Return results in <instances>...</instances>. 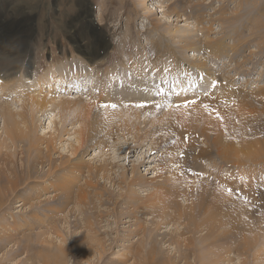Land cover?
Instances as JSON below:
<instances>
[{
    "label": "rangeland",
    "instance_id": "374dc122",
    "mask_svg": "<svg viewBox=\"0 0 264 264\" xmlns=\"http://www.w3.org/2000/svg\"><path fill=\"white\" fill-rule=\"evenodd\" d=\"M25 1L0 0V58H13V49L9 43L1 40V37L10 28L16 16L20 15L22 21L12 28L17 32L26 33L24 36L32 41L28 56L17 64L28 65L29 61L32 62V75L28 78L29 82L24 90L27 96H23L21 88L18 94H9V101H13L18 95L19 99L53 95L57 96L56 102L83 97L84 94L79 91L57 88L56 83L57 78L63 79L59 71L64 72V78L71 74V71H63V67L68 62L73 66L72 59L78 53L75 51L78 47L71 40L74 31L70 29L76 24V31L81 34L77 35L81 36V44L85 47L78 49L82 56L77 58L82 62L90 57L89 53L98 51L101 46L104 48L98 52L104 59L100 60V69H115L116 81L119 83H122V76L133 77L134 83L130 91L133 87H141V80L148 79V84L152 80L157 93L152 95L154 98L144 99V104L154 105L160 102L166 110L171 106L173 108V104L180 105L177 99L179 96L174 94V89L181 80L180 77L177 79L172 76L182 66L191 73L194 80L193 86L183 92L192 94L191 99L204 96L208 97L204 100L206 102L199 101L207 103L213 95L218 96L221 93L218 91V82L214 81L213 87V82L204 75L206 69L202 68V71L197 66L199 63L206 64L208 69L217 73L220 83L227 82L234 87L238 95L235 103L238 106L240 104L241 111L236 114L222 112L220 115L212 109L209 123L212 131L219 120L221 129L223 126H230L226 120L241 127L247 125L249 134L246 140L236 133V139L229 134L227 139L224 138V142L228 139L234 140L236 148L242 147L239 142L243 140L250 143L231 155L232 164L224 162L227 154L221 159L213 148V160H216L222 176L219 180L215 179L218 180V191L205 200L204 204L212 208L219 205L222 207L219 203L224 204V192L228 194L229 188L222 183L230 186L231 182L233 192L228 194V197L235 200L234 207L244 212V223L241 226L234 225L231 229L226 228L224 234H229L233 242L219 245L217 241L222 236L215 240L204 239L207 227L202 226L197 231L191 223L187 228L184 220L174 213L171 217L166 215L167 218L163 219L160 206L169 207L171 212H176L178 208L169 196H165L163 201L159 199L158 206L138 211V205L142 201H148L156 191L154 184L147 185L146 188L134 186L130 192V188L122 184L123 176L127 178V183H130L139 171L148 183L161 182V179H154V170L156 166L159 167L160 160L166 161L163 156L160 157L162 151L151 154L150 143L140 145L131 137L123 140L122 133H116V137H112L113 140L108 143V152L97 147L88 152L84 158L83 177L80 176L76 182L79 187L89 180L86 168L88 164L95 170L107 166V176L103 178L104 173L100 172L93 181L99 183L103 195H99V191L97 194L93 192L85 206L78 208L73 200L65 206L66 208H61L65 194H60L53 185L56 178L51 179V175L60 167L62 160L74 159L72 147L77 146V136L74 134L76 127L71 124L73 118L64 124L67 132L63 134L62 140L56 143L55 150L47 152L46 143H43L37 151L33 150L28 155L26 143L16 146L11 144L0 117V264H264V158H259L264 148V97L261 99V95L257 98L260 91H264V0H146L145 6H141V0L137 1L138 4L134 0H88L86 15H83L80 9L81 0H51L52 7L48 9L46 0L36 4L33 2L32 6L27 4L29 1ZM28 9L32 13H29ZM87 15L92 23L89 24L93 26L91 37L85 31L88 23L82 20ZM228 19L231 22H227ZM157 23L160 26L158 29ZM221 39H224V49L228 53L211 55L210 59L209 54L205 56L207 41ZM239 42L242 44L236 53L229 52L230 46L233 47ZM173 48L176 52L175 58L168 60L167 57L164 60L171 66L167 70L166 63L161 61L160 52L167 55ZM93 60H96V57L93 56ZM88 62L90 63L89 60ZM84 63L88 64L86 61ZM134 63L142 68L138 70V67L133 66ZM174 66L177 69L170 75L172 79L167 76L171 79L168 84L167 80H164V74L171 73ZM13 67H8L9 73L16 71ZM87 67L86 65L84 71L90 72V75L94 74ZM74 68L75 73L83 72L80 68L76 69V65ZM2 74L0 72V76ZM49 75H53L55 81L52 78L46 84V80H42L41 86L36 85L40 78L48 80ZM107 76H111L110 73ZM186 81L183 79L184 84ZM221 87L224 89V86ZM81 91H84V88ZM13 92H17V89ZM250 94L254 95L256 100L248 104L244 96ZM114 98L120 100L121 97L114 93ZM129 100V103L133 102V99ZM184 102L185 104L181 103L179 107L189 105L191 101ZM19 106L15 104L12 108L15 112H20ZM101 107L102 104L99 105L100 109ZM225 108L224 104L219 109ZM53 109L55 106L50 105L46 112L37 116L39 137H43L44 131L49 135L53 132V121L59 123L60 119L55 118ZM238 116L242 119L241 122H238ZM255 119H259V122L256 120L254 124ZM252 124L254 125L251 126ZM189 130L188 128L183 131L191 132ZM46 134L44 137L48 138L49 135ZM199 147H207L202 139ZM245 154L252 157L256 155V158L247 163L244 161L248 159ZM191 164L186 169L191 170L193 178L190 176L191 179L183 184V187L187 193L195 189L201 192L204 181L210 179L214 182L217 169L214 164L206 163L195 170L190 168ZM181 166L182 163L176 167L175 172H178L177 168ZM51 170L54 172L50 173ZM59 172L55 176L59 177ZM173 177L172 175L170 178ZM221 187L224 189L220 190ZM131 193L134 202L128 200ZM158 194L160 192L156 191L155 195ZM180 198V204L189 207L196 196L191 197L189 201L185 196ZM228 210L227 213L232 210L235 215L234 208ZM244 237L251 241L248 246L241 245Z\"/></svg>",
    "mask_w": 264,
    "mask_h": 264
},
{
    "label": "bare ground",
    "instance_id": "6f19581e",
    "mask_svg": "<svg viewBox=\"0 0 264 264\" xmlns=\"http://www.w3.org/2000/svg\"><path fill=\"white\" fill-rule=\"evenodd\" d=\"M26 1H29V3L27 4H29L30 6H32L33 2L35 4L42 2V0H26ZM134 1L137 3L138 0H134ZM141 1H143L141 6L147 5L146 0H141ZM45 5L47 6V9L51 8L52 7L51 0H46ZM88 6H89L88 0H81L80 9L83 11V15H86ZM173 10L176 11V9L174 8ZM221 10L223 11V9ZM28 11L29 13H32L30 9H28ZM245 17H247V15H245ZM82 20L88 23L85 26V31L87 35L91 37V30L93 26L90 25L92 24L90 23V17L87 15L83 17ZM197 20L199 21L200 19ZM21 21H22L21 16L20 15L16 16L10 28L1 37V40H3L6 43H9L10 44L9 46L13 49L12 51L13 58L12 59H8L6 57L0 58V63L2 65L0 67V72L3 73L2 76H0V117L1 119H3L4 122L3 127L6 133V137L10 139L11 144L16 146L17 144L20 143L21 144L26 143L28 146L26 150L28 155L31 154L33 150L37 151L40 145H42L43 143H46L45 149L47 150V152H50L51 150H55L56 143L58 141H61L63 134L67 132V129L64 127V124L70 121L71 118H73V122L71 124L73 125V127H76L74 134H76L77 136L76 137L77 146L72 147L73 148L72 155L74 159L71 158L72 160L71 159L62 160L60 163V167L55 170L54 174L51 175L52 176L51 179L56 178L55 183L53 185L57 187L60 194L61 193L65 194V198L63 200L61 208L63 206L64 208H66L65 206L71 204L73 200L75 201L78 208L80 206H85L86 204L89 203V196L92 195L93 192L97 194L99 191V195H103V191L99 189V183L98 182L94 183L93 181L100 172L104 173L103 178H105V175L108 173L107 166L99 167L96 168L95 170L91 164H88L89 166L87 165L86 168H88L87 170L89 177L87 178H89V180L86 181L84 180L85 181L84 184L79 187L76 184V182H78L80 176L84 174V168H85L84 158L88 154V152L92 149L95 150L97 148L103 149L105 152H108L109 151L108 143L111 140H113L112 137L114 135L116 137V133H122L123 140H127L128 137H131L135 140L137 144L140 145L150 143L149 151L151 152V154L154 155V153H157L158 151L159 152L162 151L160 157L163 156V159H165L166 161L164 162L160 160L162 158H159L161 163H159L160 164L159 167L156 166L154 170L156 174L154 179H161V182L158 181L156 183H151V182L148 183L146 177L140 174L139 171L131 179L130 183H127V178L123 176L122 179L124 180L122 181V184L128 186L130 188L129 189L130 192H131V188L134 186H140L146 188L148 187L147 185H153V184H154L153 188L156 189L158 193L160 192V194L155 195L156 194L155 191L151 195L150 199L148 198V201H142L138 205L139 206L137 208L138 211L140 210L144 211V209H148L149 207L158 206L159 199L160 201H163L165 199V196H169L170 198H172L171 200L178 206V208L176 212H171L169 207L160 206L159 208L161 209V214H162L161 217H164L163 219H165L166 215L171 217L172 213H174L175 215H178L180 219L184 220L185 226L187 228L191 226V223L197 231L202 226L207 227V234L204 238L205 240H210V239L215 240L219 236H222L219 238V241L216 240L217 243H219V245H221L222 243L228 244L233 242L231 236L229 234L225 235L224 232L227 231L226 228L228 227L229 229H231L232 227L234 228V225L241 226L244 223L242 220L244 212L234 207L235 200L230 199L228 197V194H226L225 192L224 194L226 195V197L224 196L223 199L224 204L222 205L221 202L219 203L221 204L222 207H220L219 205V207L217 208H212L210 206L205 205L204 201L208 200L212 194L218 191L217 181L222 176V172H220V169L215 163L216 160H213L214 159L213 148H215L217 156H219L221 159L223 158V155L227 154L228 156L225 158L224 162L232 164L233 159L231 158V155L240 151L241 149L244 148L245 145L250 143L248 141H245L249 134V133L247 134L248 132L247 130L248 128L246 129V127H248L247 125L245 127H241L238 126L237 124L230 123V120H226V122L230 124V126L229 125L223 126V129H221L222 125L219 120L217 126H213L215 130L213 131L211 130V126L209 123V117L211 111L213 110L218 111L220 115L222 112L227 114H236L237 111H241L240 104L238 106L235 103V99H237L238 95L234 87L231 86V84H228L227 82L220 83V81H218L219 78L217 77V73L213 72L211 69H208L206 64L201 65L199 63L197 64V66L200 67V70H202V68L206 69L204 75L211 80V83L214 81L218 82L219 84L218 91H220L221 93L219 92L220 95L218 96L213 95V98L211 100L209 99V101L207 100V103H204L206 102L204 100L207 99L208 97L205 98L204 96L203 97L199 96L198 99H191L190 97L192 96V94H189L188 92L183 93L185 92L186 88L193 86L192 83L194 82V80L191 76V73H189L188 70L182 65H181L182 68L178 69V71L176 70L177 69L176 66H174L171 73L165 72L164 80H167L166 83L169 84V81L172 79V77H175L177 79L180 77L179 79L181 80V82H179L177 87L174 89L175 92L174 94L179 96L177 99L180 105L181 103L185 104L184 100L187 101V103L191 101L190 104L189 105L186 104L182 108L177 107L173 104V108L171 106V108L168 110H166L165 109L166 107L162 106L160 102L159 103L154 102L155 103L154 105L144 104V99H147L148 97L152 98L153 97L152 95L155 96V94L157 93V92L155 93V87L152 84V80L149 81V84H148V79L141 80V83L139 81L141 87L140 86L133 87V90L130 91V87L134 83L133 77L131 78L130 76H122L120 78V80H122V83H119L118 81H116L115 69H114L115 72L112 71L111 69H106V70L100 69V67L102 66L100 60L104 59V57L98 52L100 51V49L104 48L101 46L99 47L98 51L95 50L98 53L93 51L92 54L89 53L90 55L89 58L84 59V62L86 61V63L88 64L82 62L80 58L79 59L77 58L82 56L80 50L78 49L85 47L81 44L80 41L81 36L77 35L80 33L76 31L77 30L76 28L77 24H76L73 25V27H71L70 29L74 31L72 33L71 40L73 44H75V46L78 47V49H75V51L78 53L75 56V58L73 57L71 63L76 65V69L80 68L83 72L78 71V73L77 72L75 73L74 65L72 66V64L68 62L66 66L63 67V71L65 70L71 71L70 76L64 78L65 76L64 72L59 71L60 73L59 72L58 73L62 74L61 76L63 77V79L61 78L58 80L57 78L56 83H57V88L61 87L62 90H64L63 88H70V91L72 90L79 91L80 94H84L83 97L73 100L67 99V100H61L60 102H56L57 96H53V95L46 97H39V96L28 97L27 99H19L20 95H18L15 99H12L13 101H9V97H10L9 94L11 93L18 94L19 93L18 90L21 88H23L22 91L23 96H27V93L24 92V90L27 86V83L29 82L28 78H30L32 75L31 73L32 71H30V68L32 67V62L29 61L28 65L27 64L17 65L20 61H23V59L28 56L30 50L29 48H31V43H32L31 40L27 39L24 36L26 33H23L21 31L17 32L12 28L14 25L20 23ZM226 21L231 22L230 19ZM222 23L225 22L222 21ZM156 26L157 29L158 27H160L158 23L156 24ZM166 35L170 36V34L168 33H166ZM163 37L166 38L165 35H163ZM223 40L224 39H221L219 41H209V42L207 41L205 45L207 46L206 47L207 52L205 56L209 54L208 58L210 59L211 55L215 56L219 54L220 56L221 54L226 53L227 51L224 49L225 43ZM241 44L242 42H239L238 44L235 43L233 47L230 46L229 52L236 53L237 48H239ZM88 45H89L88 47L90 48L89 43ZM192 46L193 45H191V47ZM221 49H223V51H221ZM261 50L260 52H263ZM144 52L146 53V51ZM175 53H176L175 48L171 49L167 53V55L160 52L161 61L163 63H166L164 61L165 58L168 57L167 58L168 60L175 58L176 56ZM93 56L96 57V60H93ZM88 60L90 61V63L88 62ZM3 65L6 66L4 67ZM10 65L14 66L13 69L16 70L14 73H9L10 70L8 69V67ZM86 65L88 66L87 68L91 70V73L94 74L90 75L89 74L90 72L88 73L87 71H84L86 70L85 69ZM133 66H135V68L138 67V70L142 68V66H138V64L136 63H134ZM170 67L171 66L166 63L165 68H167L168 70ZM156 70H158V68ZM174 70H176L177 73L171 77L170 75L174 74ZM108 73H110L111 76L108 77L107 76ZM85 75H87L86 78L90 76L89 79H86L84 77ZM121 75L122 74H119V76ZM167 76H169L171 79H169V77ZM47 78L48 80L46 78H40V80L37 82L36 85L41 86L42 80L43 81L46 80V84H47L53 78V75H49ZM183 79L187 80L185 84L183 83ZM196 79L198 80V78ZM53 81H55L54 78ZM194 85H196V83ZM221 86H224V89H222ZM82 88H84V91H81ZM15 89H17V92H13ZM65 91L67 92V89H65ZM86 91L90 93L88 92L85 93ZM114 93H116V95L118 94L121 97L120 100L114 98ZM209 95L211 97L212 92L209 93ZM261 95H262L261 99H263L264 91H260V93L257 95L258 96L257 98H260ZM129 99H133L134 103L133 102L129 103L130 102ZM244 99L246 102H248V104L256 100L254 98V95L251 96V94L250 96L248 95L244 96ZM199 100H203L204 102L203 101L200 102ZM192 101H195V103H192ZM124 103H127V105H125ZM15 104L20 105L19 106L21 107L20 112H15L14 109L12 108ZM100 104H102L103 106L101 107V109L99 108ZM224 104L226 105V108L223 110L219 109L220 106ZM50 105L55 106V109H53L52 111H55L54 112V114H56L55 118H59L60 121L59 123H55L56 121H53V128L51 129V131L53 132L50 133V135L49 133H47L49 135L48 138L44 137V135L46 134L45 131L43 137L41 136L39 137V135H37L38 127L36 125L37 116L41 112H46ZM104 105H107V107H105ZM112 105H115V107H112ZM139 105H144V106L139 107ZM158 105L159 107H157ZM237 119H239L238 122H241L242 120L239 116L237 117ZM256 120L258 121L259 119H255L254 124ZM58 124H62V126L59 127ZM254 124H252L251 126H253ZM22 125L24 127H22ZM188 128L190 129L189 131L191 132L183 131ZM236 133L239 134L241 139H245L239 142V144H241L242 146L241 148H236L237 146L234 140L228 139L227 142H224L225 140L224 138H226V136L229 134H232L231 136H233L236 139L237 137ZM201 139L207 146L206 148L199 147V143ZM147 145H145V147ZM180 154L181 156L179 157ZM245 156L248 158V159H244V161H246L247 163L252 162L256 158V155L252 157L249 154H245ZM63 158L64 157H62V159ZM259 158L260 159L264 158V148L261 151ZM189 162L192 163L190 168L195 170L199 169L202 164L205 165L206 163H209L210 165L214 164L215 165V166L213 165L214 168L217 169L216 172L217 175L216 174L214 175V182H212L210 179L204 181V186L202 187L201 192H197V189H195L193 191L191 190L190 193H187L186 189H184L183 187V184L188 183L189 180L193 178L192 173H190L191 170L188 171L186 169L187 167L190 166ZM181 163L182 166L179 169L177 168L178 172H175L176 167ZM51 172H54V170L53 171L51 170L50 173ZM57 172L61 173L59 177L55 176ZM170 173L174 176L173 178H170L172 177ZM154 179L152 181H154ZM231 184L232 183L230 182L229 183L230 186H227L226 184L222 183V185L229 188H232ZM76 188L78 189V191H76L77 190ZM89 188L91 189L90 191L88 190ZM222 189L224 188L221 187L220 190ZM134 194L136 193L134 192ZM182 196H185L186 199H188V201L191 200V197L196 196V198H193L194 201H192L189 207H185L184 205H182V203L180 204L179 201V199H181L180 197ZM132 197L133 196L131 193L130 196L128 197L129 202H134ZM76 205L75 207H77ZM229 208H234L235 215L233 214L232 210L227 213V211H229L228 210ZM237 230H239V228ZM241 232L244 234L243 230H241ZM223 236L225 239L223 238ZM250 243H251L250 239L248 237H244V240L241 245L248 246Z\"/></svg>",
    "mask_w": 264,
    "mask_h": 264
},
{
    "label": "snow or ice",
    "instance_id": "6c2138e0",
    "mask_svg": "<svg viewBox=\"0 0 264 264\" xmlns=\"http://www.w3.org/2000/svg\"><path fill=\"white\" fill-rule=\"evenodd\" d=\"M213 87H215V82H213ZM192 103H195V101H192ZM104 106L107 107V105H104ZM143 106L144 105H139V107H143ZM169 106H171V105H169ZM112 107H115V105H112ZM157 107H159V105ZM177 107H179V105H177ZM227 192H228L229 195H231L232 192H233V189L232 188H228Z\"/></svg>",
    "mask_w": 264,
    "mask_h": 264
}]
</instances>
